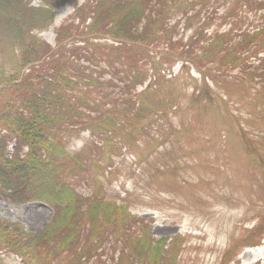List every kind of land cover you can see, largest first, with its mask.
<instances>
[{"label":"trees","instance_id":"obj_1","mask_svg":"<svg viewBox=\"0 0 264 264\" xmlns=\"http://www.w3.org/2000/svg\"><path fill=\"white\" fill-rule=\"evenodd\" d=\"M30 1L0 0V197L44 203L52 215L38 231L0 217V257L15 255L20 264H158L165 240L155 239L150 221L128 203L108 199L104 182L116 159L138 147L147 124L167 121L179 105L177 81L166 73L177 61L202 75L194 109L206 108L204 101L218 109L208 80L242 90L239 97L255 90L249 105L264 109V26H253L256 17L242 18L236 7L249 3L242 7L250 15L259 8L254 0H93L74 10L83 29L65 21L57 47L44 42L39 53L31 34L36 18L75 0H42L36 10ZM194 23L188 40L177 36ZM71 33L82 35L75 46ZM14 35L32 57L22 54V63L11 66L3 46ZM158 184L176 187L173 179Z\"/></svg>","mask_w":264,"mask_h":264},{"label":"rangeland","instance_id":"obj_2","mask_svg":"<svg viewBox=\"0 0 264 264\" xmlns=\"http://www.w3.org/2000/svg\"><path fill=\"white\" fill-rule=\"evenodd\" d=\"M92 1H65L54 11L41 12L35 20L38 29L31 32L40 41L34 49L42 53L44 42L56 48V31L67 20L74 22L70 29H83L74 10L82 5L88 8ZM42 4V0H31L29 7L36 10ZM253 4L259 11L251 15L244 9L249 3L236 8L247 20L254 15L253 26L262 27L264 0ZM196 25L177 36L188 40ZM229 27L226 24L221 30ZM79 33L69 36L74 37L72 46L80 42ZM16 39L14 35L6 40L8 48L3 46L11 66L22 63V54L32 57L26 51L29 48L18 47ZM262 50L259 56L264 57ZM251 62L258 65L254 57ZM174 65L166 73L177 81L174 87L179 105L167 121L147 124L138 147L116 159L113 175L104 182L106 196L128 203L132 212L150 221L151 235L165 240L168 251L158 264H264V109L249 105L254 102L255 90L250 88L239 97L242 90H221L210 80L209 96L215 94L218 109L213 111L205 101L206 108L194 109L192 93L196 90L194 97L203 91L202 75L197 68L181 70L180 61ZM262 86L264 81H259L260 90ZM215 115H226L225 123ZM158 140L163 142L158 144ZM162 179H173L176 187L160 186ZM51 214L44 203L14 204L0 197V217L27 229L40 230ZM0 259V264L21 263L12 254L3 253Z\"/></svg>","mask_w":264,"mask_h":264}]
</instances>
